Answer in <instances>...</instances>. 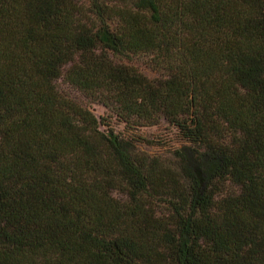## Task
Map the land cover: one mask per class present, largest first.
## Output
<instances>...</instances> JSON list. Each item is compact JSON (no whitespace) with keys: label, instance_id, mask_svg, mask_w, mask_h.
Listing matches in <instances>:
<instances>
[{"label":"trees","instance_id":"obj_1","mask_svg":"<svg viewBox=\"0 0 264 264\" xmlns=\"http://www.w3.org/2000/svg\"><path fill=\"white\" fill-rule=\"evenodd\" d=\"M0 264H264V0H0Z\"/></svg>","mask_w":264,"mask_h":264},{"label":"rangeland","instance_id":"obj_2","mask_svg":"<svg viewBox=\"0 0 264 264\" xmlns=\"http://www.w3.org/2000/svg\"><path fill=\"white\" fill-rule=\"evenodd\" d=\"M121 61L135 67L147 77L151 78L156 75L155 71L148 65L147 56H133L129 60L122 59ZM56 85L62 94L73 97L83 106L88 108L97 118L108 115L107 110L101 104L94 102L89 97L75 91L62 79L59 78ZM107 120L109 126L112 127L114 132L125 137H132L135 146L149 154H157L164 158H170L173 149L179 148L183 144H187L175 134L172 128H168L163 123L131 130L125 128L122 123L116 121L112 116L107 118ZM100 128L103 129L105 127L101 125ZM115 195L117 196L118 194L115 193Z\"/></svg>","mask_w":264,"mask_h":264}]
</instances>
